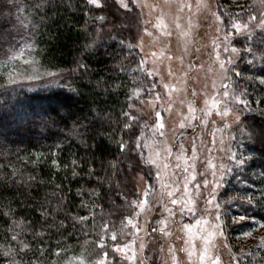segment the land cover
I'll return each mask as SVG.
<instances>
[{"label": "rangeland", "instance_id": "374dc122", "mask_svg": "<svg viewBox=\"0 0 264 264\" xmlns=\"http://www.w3.org/2000/svg\"><path fill=\"white\" fill-rule=\"evenodd\" d=\"M89 4L102 24L96 30V44L122 40L138 56L141 81L131 92L130 134L123 145L124 159L135 169L118 188L120 205L113 209L107 234L92 245L86 242L87 247L82 245L60 264H201L209 232L214 234L204 264L217 257L218 264H264V226L234 217L232 199L221 197L225 183L217 190V199L206 204L208 190L203 184L207 178L212 187V172L218 179L221 164L233 170L240 167L236 159H245L244 145L250 138L245 122L260 107L254 86L242 79V71H251L254 63L259 66L257 50L263 44L257 39L264 33L259 27L264 12L260 21L239 23L232 15L241 4L228 0H132L131 11L113 0H99L106 7ZM206 28L211 29L209 34ZM211 50L213 57L207 59L205 52ZM30 51L28 45L20 46L8 63L0 64L7 82L11 74L18 80L15 84L31 88L56 83L59 75L40 72ZM221 62L230 70L224 79ZM230 73L240 81L234 83ZM36 75L39 79H27ZM200 100L202 104L197 103ZM224 109L228 116L222 119L219 113ZM237 114L240 121H234ZM173 199L178 203L172 204ZM189 200L195 212L182 214L180 202ZM217 223L220 228H215ZM232 228L235 234H230Z\"/></svg>", "mask_w": 264, "mask_h": 264}, {"label": "trees", "instance_id": "16d2710c", "mask_svg": "<svg viewBox=\"0 0 264 264\" xmlns=\"http://www.w3.org/2000/svg\"><path fill=\"white\" fill-rule=\"evenodd\" d=\"M230 1L241 4L232 15L237 22L260 21L264 0ZM101 26L88 0H0V64L28 45L40 72L59 75L54 84L31 88L10 84L0 71V264H60L86 242L97 243L120 205L118 188L134 174L121 145L130 134L131 92L141 81L138 56L122 40L96 44ZM257 41L260 58L264 33ZM259 62L242 71L260 107L245 122V164L221 192L232 199L234 217L252 220L264 217L256 203L264 192Z\"/></svg>", "mask_w": 264, "mask_h": 264}, {"label": "snow or ice", "instance_id": "6c2138e0", "mask_svg": "<svg viewBox=\"0 0 264 264\" xmlns=\"http://www.w3.org/2000/svg\"><path fill=\"white\" fill-rule=\"evenodd\" d=\"M89 3H91L93 5H97L98 7H106L107 6L106 4L105 5H100L99 4V0H89ZM113 3L114 4H119L124 9H126L128 11H131L130 4L132 3V0H129L128 3H124L123 0H113ZM236 27H239V25H236ZM259 27L264 28V21L261 22ZM225 51H227V47H225ZM235 51H236V49L233 48L232 52L235 53ZM260 59L264 60V52L261 53ZM229 63H231V61H229ZM228 71H230V70L225 67V64L223 62H221L220 63V72L222 74V76H221L222 79L227 78ZM237 74H239V73H237ZM49 75H52V73H49ZM27 79H29V80L39 79V76L38 75H36V76H28ZM17 82H18L17 78L10 74L9 75V83L15 84ZM260 83L264 84V79H262L260 81ZM223 95L224 96H228L229 93L227 91H224ZM219 114L221 115L222 119L226 118L228 116V109H224ZM159 115L160 114L157 113L158 117H159ZM234 121H240V116L238 114L234 115ZM125 126L126 127L128 126L127 121H125ZM225 127H228V125L225 124ZM240 131L243 132L244 129L241 127ZM261 134L264 135V130H262ZM121 146H123V145H121ZM232 156H233V158H235V154H232ZM236 163L239 166H243L245 164V159H236ZM219 168H220V172H219V178L218 179L216 178L217 177V173L215 171L212 172V176H213L214 179L211 182L212 183V187L211 188H208V186L210 184V181L207 178H205L204 181H203V184H204L205 188L208 190V198L206 199L205 202H206V204H209V205L212 204V202L217 199L216 193H217V190L223 185V183H225V179H224L225 175H227L228 173H230L232 171L231 168H225V166L223 164H221L219 166ZM196 187H197V190H199V185H197ZM185 191L187 192V183L185 184ZM145 194H147V193H145ZM224 194L226 195L227 193L225 192ZM261 197H262V200L256 201V203L257 204H261L262 206H264V192L261 193ZM252 202H253L252 199L248 200L249 204H251ZM177 203H178L177 200H175V199L172 200V204H177ZM180 203L183 205V207L181 208L182 214L185 213V212H187L189 214H194L195 209L190 206L191 205V201L190 200L189 201H181ZM215 207L217 209H219L220 205L217 203L215 205ZM239 218L241 220H243L245 217L243 215H241ZM216 219H217V221L220 220L219 215L216 216ZM262 221H264V217H260L259 220H254L253 221V226H255V225L264 226V223H261ZM129 223H131V221H129ZM196 223H197V225L201 224V220H197ZM220 226L221 225L219 223H217L215 225V228H220ZM184 227L186 229L190 230L192 228V225H185ZM213 234L214 233L209 232L208 236L204 238L205 239V248L201 252L200 257H199V259L201 261V264H204V262H205V260L207 258V254H208L207 244H208V240L211 239ZM244 234L245 235H250L251 233L250 232H245ZM12 239L15 240L16 236H13ZM113 239H115V235H113ZM261 246L264 247V240H262ZM27 247H28L27 244H23V248H27ZM141 247H143V245H141ZM117 250H119V249H117ZM106 255H107V253H105V256ZM191 256H192V252L190 251L189 252V257H191ZM218 262H219V258L217 257L215 261H212V264H218ZM101 264H103V262H101Z\"/></svg>", "mask_w": 264, "mask_h": 264}]
</instances>
